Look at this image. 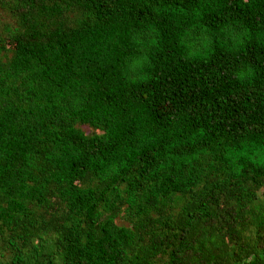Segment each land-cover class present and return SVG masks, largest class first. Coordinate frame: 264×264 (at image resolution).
I'll use <instances>...</instances> for the list:
<instances>
[{"label":"trees","instance_id":"1","mask_svg":"<svg viewBox=\"0 0 264 264\" xmlns=\"http://www.w3.org/2000/svg\"><path fill=\"white\" fill-rule=\"evenodd\" d=\"M0 9V264H264V0Z\"/></svg>","mask_w":264,"mask_h":264},{"label":"rangeland","instance_id":"2","mask_svg":"<svg viewBox=\"0 0 264 264\" xmlns=\"http://www.w3.org/2000/svg\"><path fill=\"white\" fill-rule=\"evenodd\" d=\"M0 16H2V19L0 21V22H2L3 17L5 18L6 15L4 12L1 11V9H0ZM2 44H4V43H2ZM80 128L83 129L85 132L89 131V128L85 125H81ZM259 194L264 195V186L260 189ZM117 222L123 223L124 221L120 217H117ZM0 252H2L4 256L7 254V249L3 247V243H2L1 239H0Z\"/></svg>","mask_w":264,"mask_h":264}]
</instances>
